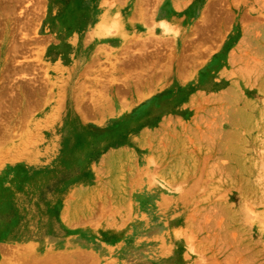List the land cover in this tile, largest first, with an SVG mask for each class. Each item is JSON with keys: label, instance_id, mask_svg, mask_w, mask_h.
<instances>
[{"label": "rangeland", "instance_id": "rangeland-1", "mask_svg": "<svg viewBox=\"0 0 264 264\" xmlns=\"http://www.w3.org/2000/svg\"><path fill=\"white\" fill-rule=\"evenodd\" d=\"M45 8L0 0V50L25 51ZM58 10L48 6L47 23ZM12 72L0 78L2 264H264V117L223 127L216 102L176 93L107 115L100 85L74 84L72 71L64 113L38 122L36 86ZM49 157L56 175L42 173ZM28 208L37 225L49 210L63 240L3 238ZM9 241L28 248L11 257Z\"/></svg>", "mask_w": 264, "mask_h": 264}, {"label": "crops", "instance_id": "crops-1", "mask_svg": "<svg viewBox=\"0 0 264 264\" xmlns=\"http://www.w3.org/2000/svg\"><path fill=\"white\" fill-rule=\"evenodd\" d=\"M52 4L59 10L49 24ZM45 5L26 50H0V78L13 71L36 86L33 100H27L36 121L56 110L64 113L72 71L74 84L89 78L100 85L107 115H120L129 100L167 101L176 93L181 102H216L219 114L229 118L223 127L245 131L246 121L264 117V0H45ZM3 244L0 239V264ZM19 244L27 247L9 241L11 257Z\"/></svg>", "mask_w": 264, "mask_h": 264}, {"label": "bare ground", "instance_id": "bare-ground-1", "mask_svg": "<svg viewBox=\"0 0 264 264\" xmlns=\"http://www.w3.org/2000/svg\"><path fill=\"white\" fill-rule=\"evenodd\" d=\"M46 157L48 156L45 155V158ZM54 166H55V161L53 157L52 158L49 157L47 161L48 169H45L44 171H42V173H49L56 175L57 173H59V170H56L55 172ZM87 177L88 176H86L84 173L82 179L86 180ZM45 196L46 197L44 198L48 200L49 203H52L55 201L56 198L59 197V193L52 195L48 193ZM0 198H2V196H0ZM36 212H38V210L34 208L25 209L23 212L20 213L19 216L22 224L17 229H11L9 225H5L6 231L2 232L1 236H3V238H7L9 236L11 238H15V236L21 235L22 239L24 240H63L61 237L62 234L61 225L55 221V224H57V226L55 228L51 227V221L49 218L50 211L49 210L46 211L45 209L40 210V214L43 213V217L41 219V222L39 220L38 225L32 219L35 218Z\"/></svg>", "mask_w": 264, "mask_h": 264}]
</instances>
